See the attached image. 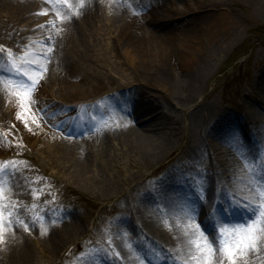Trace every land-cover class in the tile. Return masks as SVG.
Wrapping results in <instances>:
<instances>
[{"label":"bare ground","instance_id":"1","mask_svg":"<svg viewBox=\"0 0 264 264\" xmlns=\"http://www.w3.org/2000/svg\"><path fill=\"white\" fill-rule=\"evenodd\" d=\"M144 1L84 0L81 7L80 0H0V18H14L9 29L12 30L10 40L6 41L8 44L15 40V45L28 44L31 47L32 42L39 41L35 49L44 52L45 45L53 49L40 62L41 70L46 67L47 71L41 73L43 79L33 96L39 107L45 106L44 118L41 119L33 109L27 112V105L22 111L17 107L15 97L3 90H0V106L8 99L14 107L9 112L11 120L22 128H27L24 122L27 120L33 135L41 136V151L53 150L68 173L95 187L105 197L121 191L115 178L107 174L109 160L121 154L140 167L150 166L172 153L174 139L185 130L184 152L169 162L170 165L159 164L154 168L159 172L157 181L146 180L142 185V182H135L134 176L128 179L135 182V186L141 184L143 187L140 194L130 189L122 197L123 207L129 209L138 221L132 223L126 216H118L115 222L124 224L126 229L113 236L111 249L114 256L109 259L114 264H144L142 253H145L157 263L177 264L174 257L187 258V241L195 238L191 233L195 224L200 225L197 235L202 231L209 238H215L213 229L230 226L223 223V218H249L250 213L245 212L243 206L257 188H264V134L259 129L261 141L258 145L241 131L237 118L226 115L213 100L197 103L194 99L204 72L216 61L232 35L230 22L219 20L218 12L209 13L211 15L202 18V35L196 34L195 38L184 43L177 27H166V20H163L173 18V14L183 10L189 11V6L174 12L163 3ZM208 7L210 10L216 6ZM42 11H47V15L37 14ZM58 16L71 19L61 20ZM230 19L235 21L232 13ZM98 21L103 25L100 32L101 27L95 25ZM0 37H5L3 32ZM170 43L175 47L167 48ZM176 47L179 48L177 58L174 57ZM102 50L101 56L115 59L122 55L129 67L137 69V75L130 74L137 85L133 83L130 93L121 96L124 99L139 94L138 99L145 103L143 120H140L141 110L134 107V102H119L121 96L107 93L119 84H114L117 77L106 73L107 67L104 71L98 63L99 56L96 58L95 55ZM167 66L170 70L166 69ZM166 72L169 74L164 77ZM132 81L125 80L123 84ZM144 88L151 97L143 96ZM102 93L107 94L98 96ZM52 97L77 100L72 105L74 113L66 122L70 123L71 132L77 130L81 133L76 135L81 138L75 137V133L63 137L49 128L41 129V124L52 127L60 118V115L53 114L59 112L62 105L55 108L48 105ZM98 104L105 109L92 111L99 114L95 119L82 110L84 106L95 108ZM17 112H21L23 119L16 118ZM121 113L130 118H124ZM250 113L259 118L257 111ZM183 115L186 124L179 121ZM148 117L152 121L150 126L142 123ZM84 118L89 119L91 126L83 124L81 130L74 128L76 120L83 122ZM34 119H38V126L32 122ZM184 194L191 195L192 200ZM237 204L242 206L240 211L235 210ZM225 208L235 213L226 215ZM193 211L195 219L190 218ZM57 212L62 214L65 210L60 208ZM47 224H50L47 234H40L39 241H48L55 254H59L72 237L82 233L81 223L77 220L63 223L56 220L55 224ZM61 225V231L52 230ZM23 229L13 226L4 233L0 264H29L30 240L24 237ZM133 229L135 234L145 237L142 242L128 241L127 232ZM185 232L189 235L186 236ZM86 261L87 264H96ZM237 264H264V247L259 252H249L238 259Z\"/></svg>","mask_w":264,"mask_h":264},{"label":"rangeland","instance_id":"2","mask_svg":"<svg viewBox=\"0 0 264 264\" xmlns=\"http://www.w3.org/2000/svg\"><path fill=\"white\" fill-rule=\"evenodd\" d=\"M149 1H152V3H163L164 6L174 12L184 9L185 5L189 6V11L184 12L183 10L179 14H173V18L163 20V22L166 20V27L169 25L177 27L180 37L185 40V42L183 41L184 43H188L189 39L195 38L196 34L202 35V18L211 15L209 13L213 12L217 14L218 12V14L220 13V16H217L219 20L230 22L232 35L224 44V48L221 50L216 61L204 72L197 86L194 99L197 103L206 101L207 99L213 100L214 105L225 112L226 115L231 114L236 117L241 125V131L254 142L257 141L259 145L261 141V138L258 137L260 134L259 129H262V133L264 134V84L262 82L264 81L262 79L264 77V0ZM143 2L145 1L143 0ZM209 5H215L220 8L211 9L212 11L205 10ZM231 13L235 17V21H231ZM210 17L212 18V16ZM12 22L14 23V18L9 16H5V19L0 18V32H3L5 36L3 38L0 37V46L11 49L18 55L19 52L16 51V48L11 46L15 44V40L12 44L9 43V45L6 42L10 40L11 33L9 29L13 25ZM100 22L98 21L95 24L101 27L98 29V32L103 29V25ZM205 23H208L207 19H205ZM206 27L210 29L211 26ZM6 28H8V31ZM163 28H165V24H163ZM173 42L180 45L177 41ZM32 43L27 51L24 49L21 51L24 57H27L25 61H30L32 65L19 60L17 63H23L22 70L27 72L28 76L32 79H37L42 73L39 65L43 59L41 58L43 52L35 49L39 41ZM174 43H170L169 46L167 44L163 45L167 46V48L175 47ZM185 45L183 44V46ZM178 49V47L175 48L176 53L174 57H178ZM102 52L103 50L101 53L99 52L95 55L96 58L99 56L97 58L98 63L103 66L104 71L105 67H107L106 73L113 74L114 77L116 76L114 84H119L107 93H117L115 97L121 96L124 93H130L129 89L131 90L132 84L137 85L136 81H132L133 79L130 78V74L135 75L137 69L129 67L126 58L122 55L112 59L107 56H101ZM0 66L11 69L7 63H2ZM166 69L170 70L169 66ZM167 74L169 73L166 72L164 77ZM23 79V77L17 79L8 78L7 75L2 74V72L0 73V81H3L9 89H12L11 86L14 81L19 82ZM125 80H131L132 82L123 84ZM107 93H102L98 96ZM149 95L147 89L144 88L143 96L151 97ZM138 96L139 94L130 97L125 96L124 99L121 96L122 100H119V102L124 100L134 102V107L141 110L139 118L143 120L146 113L144 110L145 103L138 99ZM49 100L48 105H53L54 108L59 106V104L62 105L59 108V112L53 114V116L60 115V118L56 120V125L50 124L52 127L44 123L41 124L43 125L41 129L49 128L63 137L74 136L73 133L75 132H71L70 123H67L66 119L74 113L72 105L77 100H68L66 98L61 100L59 97H52ZM98 105L95 108L84 106L82 110L86 114H89L92 119H95L99 114L92 111H103L105 109V106ZM39 108L45 109V106H40ZM13 109L14 107H11L8 99L0 106V137H6L11 142L7 146L0 143V162L10 160L23 162L20 164V172L17 178L13 181L16 186L13 189L14 193L10 196V200L19 202L22 205L20 208L21 217L30 222L28 230L23 229L24 237L30 240L29 264H87L86 259L96 262V264H114L115 262L109 260L114 256L111 249L112 238L114 235L121 234L123 232L121 229H126L124 224L119 225L115 220L118 216L123 215L130 221L132 220V223L133 221H138L129 209L123 207L122 197L130 189H133L135 194L142 193L143 187H140L141 184L138 187L135 186V182H142L143 185L146 180L150 182L157 181L159 172L154 170V168L159 164L167 163L168 165L169 162L180 157V153L184 152L185 149V130H182V133H178L180 135V137L178 136L179 138L176 137L174 139L175 144L172 148V153L165 157L163 156L160 162H156L150 166L140 167L132 159H128L121 154H117L114 160H109L107 174L115 178L121 191L118 194L105 197L95 187L85 182H80L75 176L68 173L60 162V158L53 150L43 153L41 151L43 147L40 139L41 136L33 135L32 129L29 126L22 128L19 124H15V120H11L9 114ZM33 110L35 111V109ZM252 110L258 112L259 118L251 115L250 111ZM38 115H41V113H38ZM122 115L124 118L129 117L126 114ZM86 120V118H84L83 122L76 120L74 128L81 130L83 124L90 126L91 122H89V119ZM179 121L183 122V124L187 123L184 115L183 119L181 118ZM142 123L150 126L152 121L146 120ZM76 135H81L77 130L75 137L81 138V136ZM161 168L157 169L160 170ZM180 168L185 169L181 166ZM131 176L136 178L135 182L128 181ZM195 187L201 189L197 185ZM33 190L41 193L38 199L33 198ZM202 191H204L203 188ZM15 193L16 196H13ZM151 202H153L152 198ZM60 208L65 210V213L62 212L61 214L57 212V209ZM224 212L226 215L235 213V211L233 212V210L228 208H225ZM62 215H64V218H62ZM56 220L60 223L77 220L82 226V233L75 238L72 237L59 254H55L51 250L48 241H39L40 234L50 225L47 223L55 224ZM223 220V223L232 226L233 224L238 225L243 223L246 221V218L243 217L236 220L231 218L230 222H226L224 218ZM61 228L62 225L61 227L55 226L52 230L61 231ZM217 230V228L212 230L213 235H217ZM36 234L39 236H36ZM143 237L140 233L135 234L134 229L131 232H127V239L130 242H142ZM86 250L88 251L86 252ZM95 255H97L96 258H94ZM142 255L144 264H162L157 263V261L145 253ZM117 264L121 263L117 262Z\"/></svg>","mask_w":264,"mask_h":264},{"label":"snow or ice","instance_id":"3","mask_svg":"<svg viewBox=\"0 0 264 264\" xmlns=\"http://www.w3.org/2000/svg\"><path fill=\"white\" fill-rule=\"evenodd\" d=\"M80 3L83 7L84 0H80ZM37 14L47 15V11ZM58 19L65 20L71 19V17L58 16ZM39 27H44V25H39ZM49 40H51V37H49ZM29 48L30 45L28 44L24 46L25 51ZM45 48L46 51L41 55V58L44 59L53 51L52 47L47 45H45ZM18 60L30 64L29 61H25L23 54L17 55L11 49L0 46V64L7 63L16 75L24 77L19 82H13L11 86L13 90H9V87L5 86L3 81H0V90L7 92L9 96L15 97L17 107L22 111L27 105V112L30 113L32 109H35L36 112L41 113L40 118L42 119L44 118L45 109L37 107L38 101L33 99V96L39 87L40 80L43 79V75L37 79H32L27 72L22 70L23 63H17ZM46 71V67L42 69V72ZM16 118L18 120L23 119L21 112H17ZM24 122L27 127V120ZM32 122L38 126V119H34ZM0 143L7 146L11 142L6 137H0ZM21 163L23 162L13 160L0 162V244L5 242L4 233L7 232L8 228L15 226L28 230L30 227L27 220L21 217L20 208L22 205L19 202L10 200L16 186L13 181L20 172ZM40 194L35 190L32 191L34 199H38ZM241 207L237 204L235 210L240 211ZM243 210L250 213L249 218L235 226L218 228L215 238H209L202 231L197 235L200 225L195 224L191 229L192 236L195 238L187 241V258L174 257L177 264H237V260L244 258L249 252H259L260 248L264 247V188L256 189L253 197L243 206ZM195 216L196 213L193 211L190 218L195 219ZM165 226L168 227L167 222H165ZM47 231L48 229L45 228L42 234H47ZM185 235L187 236L189 233L185 232Z\"/></svg>","mask_w":264,"mask_h":264}]
</instances>
